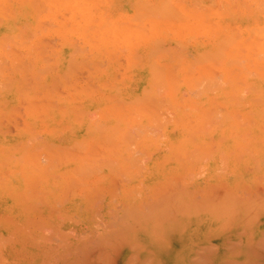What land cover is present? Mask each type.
Here are the masks:
<instances>
[{
	"label": "rangeland",
	"instance_id": "obj_1",
	"mask_svg": "<svg viewBox=\"0 0 264 264\" xmlns=\"http://www.w3.org/2000/svg\"><path fill=\"white\" fill-rule=\"evenodd\" d=\"M168 1L0 0V264H69L172 189L264 237V0Z\"/></svg>",
	"mask_w": 264,
	"mask_h": 264
},
{
	"label": "bare ground",
	"instance_id": "obj_2",
	"mask_svg": "<svg viewBox=\"0 0 264 264\" xmlns=\"http://www.w3.org/2000/svg\"><path fill=\"white\" fill-rule=\"evenodd\" d=\"M165 4L164 8H166ZM168 5L169 7L172 6L169 4V1ZM158 7L154 6L153 8L152 5L150 8L151 12L157 13L156 8ZM171 8L174 10L173 8L175 7L172 6ZM147 10L149 9L147 8ZM175 11L174 13L177 12ZM167 12L169 13L170 9ZM154 13L152 14L155 15ZM168 13L167 15H174L173 13ZM177 14L181 16L178 12ZM172 15L170 16L171 18L175 17ZM165 17L162 16V18ZM105 41L103 40V42ZM211 46L213 47V45ZM161 73L164 72L162 71ZM160 78H164V74ZM156 88H159V86ZM203 89L206 90L205 87ZM227 192L220 193V197L214 194L215 196L211 195L210 198L205 197V199H201L199 196L196 197L193 193L183 189L179 192H175L174 189L166 191L159 195L155 201H150L149 206L146 204L148 207L147 211L128 209L123 219L119 222L120 225L116 226L114 230L98 239H90L91 241H95L96 239L99 243L107 244L109 246L108 249L103 251H96L94 249L89 254L88 252L90 251L88 249L92 251L94 248L91 241H88L92 245L89 244L90 246H87L88 252L83 250L84 245L88 242L82 245L83 249L72 247V251L69 248L67 255L74 252V249L81 250L75 255L76 257H73L74 260L71 259L72 262H69V264H94L95 261L93 262V259L89 258V256L94 257L93 255L100 256L99 261H101L102 257L105 264H116L117 258L122 256L121 252H126L127 259L131 261L129 264H264V237L260 235L261 224L258 219L256 220L257 211L255 209L251 211V208H253H250L249 204L251 203L246 201L238 202L235 200V197L234 199ZM258 201L261 200L258 199ZM262 202H264V199H262ZM241 203L249 205L250 215L248 212L246 213L247 215L243 214L247 207ZM245 221H247V228L245 230L241 229L242 231L240 232L237 225ZM17 228H21L22 230V227ZM13 230L16 231V228ZM27 235L31 234L27 233ZM14 237H16V234ZM31 238H33L32 235ZM114 244L119 245L120 250L115 249L117 245L110 246ZM87 247L85 246V248ZM64 254L66 253L64 252Z\"/></svg>",
	"mask_w": 264,
	"mask_h": 264
}]
</instances>
